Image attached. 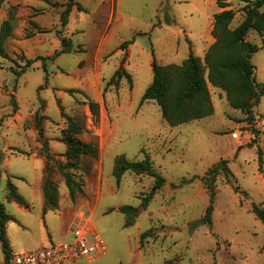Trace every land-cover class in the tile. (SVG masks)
<instances>
[{
    "label": "rangeland",
    "instance_id": "obj_1",
    "mask_svg": "<svg viewBox=\"0 0 264 264\" xmlns=\"http://www.w3.org/2000/svg\"><path fill=\"white\" fill-rule=\"evenodd\" d=\"M68 1L0 0V31L4 20L11 24V34L0 40L5 52L0 54V201L5 210L17 212V202L8 199V179L38 205L48 175L58 191L54 217L59 228L71 224L72 229L82 218L89 219L111 244V254L124 261L264 264V223L252 211V202L264 208V34L250 29L246 35L260 48L250 57L257 86L252 96H240L246 105L242 109L232 102L238 95L223 85L229 82L215 84L207 77L206 55L216 42L213 16L222 10L216 0H76L82 9L74 3L68 23L62 25ZM229 1L236 11L229 27L235 28L247 2ZM134 36L125 50L120 48ZM62 37L71 51L57 54ZM190 46L204 67L213 110L173 124L155 100H140L153 80V55L160 64L182 65ZM37 57L42 58L25 66L27 58ZM121 64L132 82L125 76L109 82ZM230 75L231 88L237 74ZM87 97L100 103L97 122ZM58 102L67 115L83 121L80 138L98 147L97 156H82L76 168L67 165L61 138L68 119ZM235 130L237 137L232 135ZM44 139L50 159L42 153ZM120 156L149 158L166 178L146 208L141 207L142 196L154 178L127 170L117 182L114 167ZM221 160L227 161L232 175L227 180L221 171L215 177L213 222L191 229L190 223L205 214L209 203L201 177ZM63 168L82 183L84 192H77L75 199ZM122 204L138 207L133 225L124 226L127 215L117 210ZM111 207L115 209L109 211ZM146 230L155 236L147 237L140 248L139 237ZM6 232L17 251L21 237L14 228ZM3 255L0 244V263Z\"/></svg>",
    "mask_w": 264,
    "mask_h": 264
},
{
    "label": "trees",
    "instance_id": "obj_2",
    "mask_svg": "<svg viewBox=\"0 0 264 264\" xmlns=\"http://www.w3.org/2000/svg\"><path fill=\"white\" fill-rule=\"evenodd\" d=\"M243 1L247 2L244 6L245 16L235 28H230L229 25L234 18L236 11L229 7V0H216L218 6L221 7L222 10L214 14L212 32L216 37V42L212 46L213 50L211 49L206 55V60L209 63L207 77L210 82L215 84H223L224 82L230 83V72H236V86L230 88L229 83L223 85L229 87V93L230 90H232L233 94L235 93L238 95L237 99H232V102L237 107L242 109L245 108L246 105L242 102L240 96H252L257 86L254 76L255 66L250 57L252 53L258 51L260 48L256 43H252L247 40L246 35L250 29H254L260 34H264V11L260 10V7L264 5V0ZM74 3L79 9H82L80 2L76 0H69L61 14L62 25L68 23V13L71 11ZM166 20L168 23L171 21V19H168L167 17ZM158 23H160V21ZM147 33L148 32H138L136 34ZM10 34V21L4 20L1 26L0 40ZM134 39L135 36L130 40L124 41L121 43L120 48L125 50L128 45L134 41ZM61 42L63 48L57 51V54L71 51L69 47L65 46L69 45V41L66 37H62ZM216 52L218 54L213 57ZM0 54H5L1 45ZM39 58L42 57L27 58L25 66H30ZM151 65L153 70V80L145 88L141 96L140 103L145 100H155L161 107L163 115L173 124L185 122L194 118H201L212 112L213 107L208 89V80L204 74V67L201 65L200 58L197 57L191 50V46L190 53L188 57L183 60L182 65L160 64L154 55ZM43 68L46 71L45 77L47 80L48 73L45 64H43ZM123 76L127 77V79L132 82L131 74L126 71L121 64L115 70L109 82L115 79L120 80ZM12 97L15 102L14 96ZM87 104L92 114L93 121L97 122L100 113L99 101L89 99L87 97ZM58 105L61 110V115L68 119V125L64 129L61 138V141H63L67 146L66 155L69 159L67 165L76 168L78 166V161L82 156H97L98 147L94 142L84 141L80 138V132L84 128L83 121H79V118L76 116L67 115L60 102H58ZM39 135L41 137L44 136L42 127L39 128ZM42 153L45 154L47 159H50L52 156L45 139L43 140ZM127 170L135 171L137 173H145L154 178L151 190L142 196L141 207L146 208L156 190L163 186L166 178L152 167L149 158L142 160H129L124 156L118 157L114 167L117 182L121 180L122 174ZM221 171L228 176L227 180H230L232 171L226 160H221L212 167L208 168L201 177V180L203 181V184L207 188L209 194V203L206 207L205 214L201 218L190 223L191 229L200 225L212 224L213 201L215 197V177ZM61 172L65 177V182L72 199H75L77 192H84L82 183L76 181L72 172L65 170L64 168L61 169ZM182 183L183 182L177 184V186L182 185ZM7 186L9 200L15 201L26 208L32 206V204L17 190L16 185L11 179L7 180ZM43 192L45 197L43 211L46 212L48 209L57 208V187L48 175L44 179ZM114 209V207H111L109 211ZM117 210L127 215L124 223L125 227L134 224L135 216L139 211L138 207L131 204H122L118 206ZM252 211L264 223V208L262 205L260 203L252 202ZM10 220H15V217L5 210L4 203L0 201V242L2 244L5 261H7L12 254L10 242L6 233V225ZM149 236H155L152 230H146L140 234V248L144 247L145 239ZM261 250L264 252V242ZM163 264L172 263L168 261Z\"/></svg>",
    "mask_w": 264,
    "mask_h": 264
},
{
    "label": "crops",
    "instance_id": "obj_3",
    "mask_svg": "<svg viewBox=\"0 0 264 264\" xmlns=\"http://www.w3.org/2000/svg\"><path fill=\"white\" fill-rule=\"evenodd\" d=\"M118 3H120V0H118ZM219 8L221 9V7ZM44 203H45V197L43 192L42 199L38 205L33 203L32 206L26 208L25 206L17 203V205L15 206L17 212L11 213L15 217V220H10L7 222L6 230L10 228H14V230L21 237V241L18 242L20 243V245L17 246L18 250L16 251L14 250V246L12 245L11 239L8 238L10 242V249L12 250V252H18L25 249L36 248L42 245H46L53 241L62 240L70 235L71 224L69 225L67 224V226H63L60 229L56 222V218L54 217L55 209H48L46 212H44L43 211ZM34 231L37 232V235L33 234L32 236L31 233ZM30 239L32 240L26 243ZM106 245L108 251L104 255L83 257L73 262H66L65 264H133V262L131 261H124L122 257L118 254L112 255L110 248L111 244H108L106 242ZM3 260H4V255H3Z\"/></svg>",
    "mask_w": 264,
    "mask_h": 264
},
{
    "label": "built area",
    "instance_id": "obj_4",
    "mask_svg": "<svg viewBox=\"0 0 264 264\" xmlns=\"http://www.w3.org/2000/svg\"><path fill=\"white\" fill-rule=\"evenodd\" d=\"M237 137L238 130L232 132ZM74 223V222H73ZM70 235L32 249L12 252L0 264H65L83 257L104 255L108 248L98 230L87 218L73 224Z\"/></svg>",
    "mask_w": 264,
    "mask_h": 264
}]
</instances>
